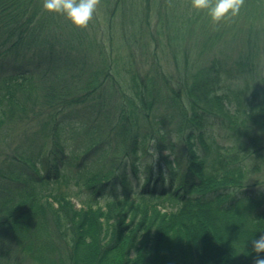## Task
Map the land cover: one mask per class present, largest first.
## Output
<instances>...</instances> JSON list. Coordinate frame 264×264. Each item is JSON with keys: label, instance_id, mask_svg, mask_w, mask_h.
Here are the masks:
<instances>
[{"label": "trees", "instance_id": "trees-1", "mask_svg": "<svg viewBox=\"0 0 264 264\" xmlns=\"http://www.w3.org/2000/svg\"><path fill=\"white\" fill-rule=\"evenodd\" d=\"M113 1L78 33L42 0H0V264H255L264 0L218 24L191 0ZM153 6L159 28L111 55L114 26L127 40ZM83 171L81 207L43 192Z\"/></svg>", "mask_w": 264, "mask_h": 264}, {"label": "rangeland", "instance_id": "rangeland-1", "mask_svg": "<svg viewBox=\"0 0 264 264\" xmlns=\"http://www.w3.org/2000/svg\"><path fill=\"white\" fill-rule=\"evenodd\" d=\"M106 1V0H105ZM104 0H101L100 5L98 6L93 19L90 21L88 27L90 26H100V30H102L104 28L103 25H105L104 23L97 22L96 18L97 15L101 16V19L105 22L104 20V13H105V9L108 8L110 9V7H114V1L112 3V5H110L111 3H106ZM129 4V3H128ZM158 7L153 6L152 10H151V15H150V19H151V23L149 24L150 27H148L147 25L144 24V28L141 29V24H137L139 26H133L132 24H130V27L133 29H129L131 30L130 33H128V39L125 40L124 34L126 28L128 27V25H126V23H124V25H122V23L115 25L114 26V38L109 42L108 48L110 51V54L113 55V53H122V54H127L128 48L126 47V44L130 47V42L132 39H134L136 37V35L134 34V31H137V34H139L140 31L145 32L147 30H156L159 28V24H157L158 22L155 21V17H156V12H157ZM128 10V9H127ZM143 15L142 13L139 14V16ZM58 16V20L59 22L63 23L64 29L65 31L71 32L72 28H75L78 33L81 31L83 32V30L85 28H79L77 26H75L64 14H60L57 15ZM122 22L125 20V17L120 19ZM125 22V21H124ZM127 23H132L133 21H128L126 20ZM61 23H59L61 25ZM126 25V27H125ZM87 27V28H88ZM89 29V28H88ZM95 29V28H94ZM94 29L92 30L93 32V36L92 38L96 37V40H98L99 36L94 35ZM128 29V28H127ZM133 33V34H132ZM89 34V33H88ZM90 38V39H92ZM63 39V36L61 35L60 40ZM114 40V41H113ZM113 41V47L111 45ZM126 43V44H125ZM165 60V65H169V70L171 71H175V62H174V58L169 60L168 56L163 58ZM170 153V150L165 149L162 153V155H167ZM177 154H180V152H177L176 154L171 155V158H175V156ZM150 160H152L154 163H158L160 161H162V156L160 155V153L155 152L154 155H152L150 157ZM84 170V169H83ZM70 179L68 181L62 180L61 182H52L51 184L45 186L43 188V192L44 193H49V192H53V193H58V192H67L70 193L72 198L74 199V202L76 203L77 207H81L82 206V202L81 199L85 198L86 195L83 192H80V189L84 188V184H83V177H84V171L82 173V175L80 176L78 173H71L69 174ZM262 179H264V175H262ZM78 180V181H77ZM80 182V183H78ZM101 202L103 204H105L106 200L105 199H101ZM159 207L163 210V211H172V210H177L178 209V205L172 204L171 202H165V203H159Z\"/></svg>", "mask_w": 264, "mask_h": 264}, {"label": "clouds", "instance_id": "clouds-1", "mask_svg": "<svg viewBox=\"0 0 264 264\" xmlns=\"http://www.w3.org/2000/svg\"><path fill=\"white\" fill-rule=\"evenodd\" d=\"M101 0H42V7L48 12L64 14L77 27L87 28L100 5ZM245 0H191L196 10H207L213 23H220L239 14ZM253 251L264 252V235L252 241ZM255 264H264V258L257 257Z\"/></svg>", "mask_w": 264, "mask_h": 264}]
</instances>
